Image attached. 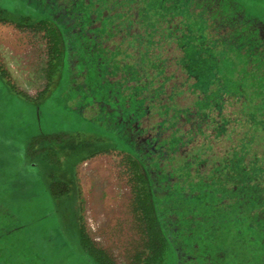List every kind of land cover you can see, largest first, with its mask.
<instances>
[{
    "label": "rangeland",
    "instance_id": "rangeland-1",
    "mask_svg": "<svg viewBox=\"0 0 264 264\" xmlns=\"http://www.w3.org/2000/svg\"><path fill=\"white\" fill-rule=\"evenodd\" d=\"M171 19L193 34L169 38ZM219 36L221 52L247 53L256 70L264 0H0V264L246 263L243 233L264 232V192L238 166L264 167V98L222 73ZM62 139L96 145L84 155H99L134 202L116 234L102 231L108 248L59 230L42 178L68 157L51 147ZM196 193L210 204L190 216ZM210 240L219 250L202 253Z\"/></svg>",
    "mask_w": 264,
    "mask_h": 264
},
{
    "label": "crops",
    "instance_id": "crops-1",
    "mask_svg": "<svg viewBox=\"0 0 264 264\" xmlns=\"http://www.w3.org/2000/svg\"><path fill=\"white\" fill-rule=\"evenodd\" d=\"M4 27L6 28V26ZM1 42L3 41H0V44ZM11 52L12 49L5 47V56H10ZM61 144L59 145L61 146ZM65 145L58 146L55 150V154L68 155L65 161L57 158L62 162L60 164L62 167L47 168L50 175L42 178V184L50 196L56 186L62 193V195H57L58 199H56L60 208L58 211L54 210V212H60L61 217H64L60 231L65 237L69 233L83 248H86L84 246L96 249L108 248L104 243V240L108 238L102 231L116 234L118 221H122L123 214L134 212V202H129L126 196L118 191L110 167L100 160L99 155H83L73 158L71 153L68 154ZM63 193L69 194H65V196ZM66 216L69 217V220ZM64 222L67 223V226L64 225ZM126 224L127 222L124 225L125 228ZM82 227L86 233L84 240L86 244L80 241L79 231ZM114 239L115 237L112 236V241H115ZM93 242L94 244H92ZM109 247L112 248L111 245Z\"/></svg>",
    "mask_w": 264,
    "mask_h": 264
},
{
    "label": "trees",
    "instance_id": "trees-1",
    "mask_svg": "<svg viewBox=\"0 0 264 264\" xmlns=\"http://www.w3.org/2000/svg\"><path fill=\"white\" fill-rule=\"evenodd\" d=\"M174 22L175 21L172 19L169 21H166V26H168L167 30H168L169 38H170V36H173V35H175V37L180 38V37H185V36H191L193 34L194 30L189 28V30L186 29V30L182 31V35L180 36L178 33L179 30H177L176 27L173 25ZM208 29H209V27L207 28V30H203V29L198 30L197 33L204 34L205 31H208ZM211 45H212V50L215 49V51L222 53V56H223L222 58L225 62L224 69H223L222 73L225 76H227V78H229V80L231 79L230 81H232L234 84L237 82L238 83L237 85L243 84V85L257 86L258 91H261L262 98H264V46L260 45V44L258 45L259 48L261 49L260 50L261 55H259V58H257L255 61V65L257 66L258 70L253 69L254 71H250L252 68L250 67V64L248 63L249 61L247 59H249V58L246 55L247 53L244 54V53L240 52V53L235 54V52H236L235 50H229V49L225 48L227 44L224 46L225 51L221 52L220 50H221V48H223V46H221L220 36L215 38L214 40H212ZM232 49H234V48H232ZM245 55L247 56V59H246ZM244 60H246V62ZM244 67L248 68V69H246L247 71H243ZM137 74H138V72H137ZM229 85H230V82H228V86ZM141 90L142 89H140L138 91H141ZM238 90H239V88L238 89L234 88V90H232L231 92L233 95H235ZM219 96H222V95L219 93ZM258 121L260 124V129H264V118L258 119ZM250 146H252V142H251ZM238 159H240V157L236 156V160L231 159V162H233V164H238V162H239V161H237ZM231 167H232V165L230 166V168ZM238 167H241V169H243V167L246 168V171L243 169L245 171V174H246L245 175L246 178H244L243 180L246 184L254 183V182H256L257 184L263 183V186H261V188H262V191L264 192V167H252V165L244 166V164H243V166L240 165ZM236 176H239L240 178H242V174L235 173L234 171H232L231 177L236 178ZM236 181L242 182V180H240V179H236ZM207 187H208V185H206V188ZM198 189H199L198 191H203V190H200V187ZM255 190H257V189L254 188V190H247V192H245V194H244L245 199L247 201L246 204H247V206H249L248 208H253V204L257 202L256 196H259V195H258V193H254ZM200 200H205V201H200ZM188 203H190L188 205V208L194 209V211H195V212H192V211L188 212L190 214V216L191 215L197 216L200 214V213L196 212L197 208L198 209L200 208L199 207L200 204H201V206H205L207 208H208V205L210 204V202L208 200L204 199V193L201 194V196L199 197L198 200H197V193L193 194L189 198ZM190 206L193 208H190ZM253 214H254V212H248L247 215L245 216V220H246L247 224L249 223V221H251V223H252V219H256L255 218L256 216ZM261 217L263 219V225H264V212H262ZM189 219L190 218H187V219H185V221L188 222ZM161 221H162L163 227H165V229H167V224L162 219H161ZM250 224H248V225H250ZM248 225H247V227H248ZM188 227H189V225H188ZM249 227H250V231L243 233L244 237H246L245 242H247V245H245V247H244V257L243 258L245 259L246 257H248V260L246 259L245 264H264V232L260 231V230H258V231L255 230L254 228H252L251 225ZM245 229H247V228L245 227ZM165 231H167V230H165ZM208 233L210 234V231H208ZM240 233L242 234V232H240ZM166 236L170 240H173L172 234H169L168 232H166ZM209 237H210L209 239H211L213 237V233ZM242 238H241V240H242ZM213 245L214 244L212 243V240H210L207 243V245H205L207 250L201 249V252L203 253V251H204L205 253H209V249L211 251H213V249L215 248V246H213ZM215 249L219 250L218 247H216ZM256 249L259 250V252H261V255H262L259 262H257L258 261L257 259L251 260V258H249V254L251 255L252 252H255V254H257ZM233 252L236 256L238 255L235 251H233ZM233 252H232V254H233ZM233 255L231 257H235ZM45 263H46V261H43L41 264H45Z\"/></svg>",
    "mask_w": 264,
    "mask_h": 264
},
{
    "label": "flooded vegetation",
    "instance_id": "flooded-vegetation-1",
    "mask_svg": "<svg viewBox=\"0 0 264 264\" xmlns=\"http://www.w3.org/2000/svg\"><path fill=\"white\" fill-rule=\"evenodd\" d=\"M47 18L48 19H53L54 21H55V19L52 17V15H47ZM57 21V20H56ZM66 137H64V139H65ZM64 139H62V141H51L50 143L53 145V146H51V147H54V149H56L57 147L56 146H60L59 144H61L63 141H64ZM79 143L77 144V146H74V145H72L71 143H67L68 145H65L66 147V149H67V147L69 146V145H71L69 148H68V154L70 155V153L72 154V157L74 158V157H79V156H83L84 154H86V152L88 151H90V149L91 148H96L97 146L96 145H91L90 146V148L88 149V148H86V146L85 145H82V143L80 142V141H78ZM81 146H84L86 149L84 150V151H81ZM73 147V148H72ZM78 152V153H77ZM58 161V160H57ZM60 164H58V165H55L56 167H58ZM45 167V166H44ZM60 167H62L61 165H60ZM59 168V167H58ZM57 187V188H56ZM55 187V191L54 190H52V192H51V196H53L55 199H58L57 197V195H62V193H60L59 191H58V186H56ZM64 194V193H63ZM65 194H69V193H65ZM64 194V195H65ZM66 196V195H65ZM63 216V215H62ZM67 217V216H66ZM64 217H62V219H63ZM68 218V220H69V217H67ZM160 226H161V224H160ZM81 227V226H80ZM162 227V226H161ZM59 230H60V227H59ZM163 230H164V228H163ZM80 234H79V236H80V241H81V243H85V234H84V232L82 231V228L80 229ZM62 233V232H61ZM86 244V243H85Z\"/></svg>",
    "mask_w": 264,
    "mask_h": 264
}]
</instances>
